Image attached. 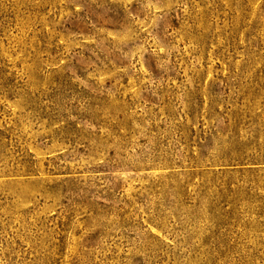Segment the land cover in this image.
<instances>
[{
	"label": "rangeland",
	"instance_id": "rangeland-1",
	"mask_svg": "<svg viewBox=\"0 0 264 264\" xmlns=\"http://www.w3.org/2000/svg\"><path fill=\"white\" fill-rule=\"evenodd\" d=\"M0 264H264V0H0Z\"/></svg>",
	"mask_w": 264,
	"mask_h": 264
}]
</instances>
